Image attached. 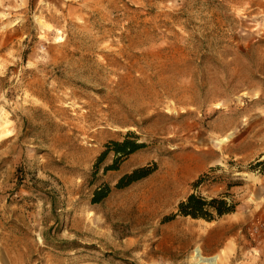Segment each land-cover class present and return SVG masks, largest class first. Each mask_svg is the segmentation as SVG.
<instances>
[{
    "label": "rangeland",
    "instance_id": "374dc122",
    "mask_svg": "<svg viewBox=\"0 0 264 264\" xmlns=\"http://www.w3.org/2000/svg\"><path fill=\"white\" fill-rule=\"evenodd\" d=\"M259 161L264 0H0V264H264Z\"/></svg>",
    "mask_w": 264,
    "mask_h": 264
},
{
    "label": "trees",
    "instance_id": "16d2710c",
    "mask_svg": "<svg viewBox=\"0 0 264 264\" xmlns=\"http://www.w3.org/2000/svg\"><path fill=\"white\" fill-rule=\"evenodd\" d=\"M143 146V143H138L135 139H131L129 136H125L122 140L111 141L107 145V149L102 152L98 161H100L107 150L111 149L116 154L120 156H126ZM264 164V161L257 162V165ZM117 168V159L105 169H115ZM156 169L155 163L152 165L141 166L133 169L129 173L123 174L115 184L116 188H124L133 182H136L149 174H151ZM202 181V177L194 181L193 186L196 187ZM111 188L108 184H104L94 189L92 194V202H100L104 199L110 192ZM235 209V204L228 202L223 197H213L206 199L201 195L190 193L184 200L180 201L177 205V213L183 216H190L192 218H202L205 220H213L215 217H220L224 214L233 212ZM168 218H173V215Z\"/></svg>",
    "mask_w": 264,
    "mask_h": 264
},
{
    "label": "bare ground",
    "instance_id": "6f19581e",
    "mask_svg": "<svg viewBox=\"0 0 264 264\" xmlns=\"http://www.w3.org/2000/svg\"><path fill=\"white\" fill-rule=\"evenodd\" d=\"M195 257L197 258V262H202V261H205V262H208L210 264H215L216 263V260H217V256H211V257H203L200 253V249H195Z\"/></svg>",
    "mask_w": 264,
    "mask_h": 264
}]
</instances>
